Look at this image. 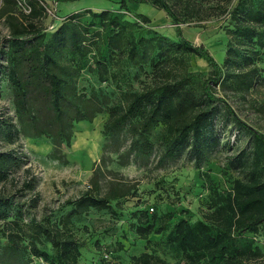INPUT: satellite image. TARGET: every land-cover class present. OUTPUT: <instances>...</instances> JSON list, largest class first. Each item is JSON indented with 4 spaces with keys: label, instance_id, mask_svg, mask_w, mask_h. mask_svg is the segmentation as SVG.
I'll use <instances>...</instances> for the list:
<instances>
[{
    "label": "trees",
    "instance_id": "obj_1",
    "mask_svg": "<svg viewBox=\"0 0 264 264\" xmlns=\"http://www.w3.org/2000/svg\"><path fill=\"white\" fill-rule=\"evenodd\" d=\"M70 1L75 0H27L30 11L21 10L22 18L17 20V0H2L0 15L6 16L10 30L5 68L15 113L20 120L27 118L29 136L47 137L55 145L69 144L74 123H90L104 110L103 136L127 130L132 133L134 150L144 156L158 141L163 158L174 157L189 144L198 158L200 144L208 140L206 130L212 121L209 106L223 103L233 121L252 136V148L246 154L250 159L243 153L235 157L245 177L235 179L225 194L213 192L212 211L203 219L191 221L176 217L173 211H142L134 214V230L147 244L152 241L150 234L160 235L158 241L164 237V246L186 264H247L264 259V252L256 245V236L264 235V132L242 120L216 95L218 84L245 94L264 81L258 66L264 60V0H116L123 8L128 3L156 7L175 25V39L142 27L140 23L150 22L145 14L137 13L138 21H130L109 9L75 11L55 30L46 32L41 22L47 16L48 2ZM201 11L207 13L205 18L222 17L221 28L227 36L222 65L202 45L183 35L180 24ZM189 55L205 60L212 68L211 76L201 82L194 80L186 72ZM131 67L144 73L149 70V82L134 88ZM87 72L114 90L81 85ZM111 94L114 98L110 102ZM15 164V156L0 152V180ZM33 179H27L23 187L32 189ZM125 194L109 191L100 196L94 185L63 203L70 207L68 212L27 222L28 252L45 264H77L80 244L72 217L89 209H111V202ZM11 223L16 229L2 235L8 247L17 250L26 233L18 220ZM122 249L120 244L102 253L99 264H121L117 256H104ZM130 261L169 264L153 252L133 255Z\"/></svg>",
    "mask_w": 264,
    "mask_h": 264
},
{
    "label": "rangeland",
    "instance_id": "obj_2",
    "mask_svg": "<svg viewBox=\"0 0 264 264\" xmlns=\"http://www.w3.org/2000/svg\"><path fill=\"white\" fill-rule=\"evenodd\" d=\"M23 7L27 8V0H17L14 13L17 20L22 18L19 12ZM85 8L113 10L130 21H138L137 13L145 14L150 22L140 23L142 27L175 39V25L156 7L128 3L123 8L116 0L48 2L47 16L41 24L46 32H52L63 18ZM194 8L198 9L192 6ZM206 16L205 11L195 13L180 27L188 40L202 45L222 65L227 45V36L221 28L222 17ZM9 32L6 16L0 15V152L16 158L7 177L0 180V264H45L41 258L28 252L27 222L68 212L70 207L63 203L76 199L94 185L100 196L109 191L126 194L112 201L111 209H89L72 217L80 244L77 264H99L102 253L114 250L120 244L122 250L106 253L104 257L117 256L121 264H130L133 255L153 252L169 264H186L164 246V237L158 241L160 235L150 234L152 241L147 244L134 230L137 224L134 214L173 211L176 217H189L191 221L205 218L212 211L213 192L225 194L235 179L245 177L246 172L235 157L243 153L250 159L246 154L252 148L251 134L233 121L223 103L215 102L212 108V104L209 106L212 121L206 130L208 140L200 144L203 146L198 158L193 155L189 144L174 157L163 158V147L158 141L150 154L144 156L134 150L132 133L127 130L116 136H103V123L107 117L104 110L90 123H74L69 144L59 142L55 145L44 136L31 138L27 118L20 120L15 113L13 90L5 68ZM258 66L264 78V60ZM147 72L149 70L144 73L130 68V82L134 88L149 82ZM186 72L201 82L211 76L212 68L205 60L189 55ZM80 83L114 90L97 82L96 76L88 72ZM216 92L242 120L264 132V81L245 94L220 84L216 86ZM113 94L108 96L110 102ZM214 139L216 144L212 143ZM31 177L34 178L33 188L23 187ZM15 219L26 233L17 250L8 247L9 243H5L2 235L4 231L16 229L11 223ZM256 245L264 252V235L256 236ZM46 248L50 249L49 244ZM247 264H264V259Z\"/></svg>",
    "mask_w": 264,
    "mask_h": 264
},
{
    "label": "built area",
    "instance_id": "obj_3",
    "mask_svg": "<svg viewBox=\"0 0 264 264\" xmlns=\"http://www.w3.org/2000/svg\"><path fill=\"white\" fill-rule=\"evenodd\" d=\"M23 10L28 13L30 10H29V7L27 6V8L23 7ZM151 211H152V208H151Z\"/></svg>",
    "mask_w": 264,
    "mask_h": 264
}]
</instances>
